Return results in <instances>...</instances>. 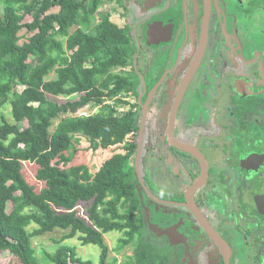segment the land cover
Wrapping results in <instances>:
<instances>
[{"label":"flooded vegetation","instance_id":"1","mask_svg":"<svg viewBox=\"0 0 264 264\" xmlns=\"http://www.w3.org/2000/svg\"><path fill=\"white\" fill-rule=\"evenodd\" d=\"M109 1L141 119L149 98L148 238L167 264H264V0Z\"/></svg>","mask_w":264,"mask_h":264},{"label":"trees","instance_id":"2","mask_svg":"<svg viewBox=\"0 0 264 264\" xmlns=\"http://www.w3.org/2000/svg\"><path fill=\"white\" fill-rule=\"evenodd\" d=\"M103 2L0 0V108L9 106L11 116L0 117V252L18 264H41L32 238L55 228L69 231L55 252H44L53 264H92L62 244L77 234L82 244L98 245L100 264H108L104 234L122 232L126 245L145 228L134 168L141 114L128 100L138 82L125 70L135 48L128 30L99 10ZM129 103L118 112L116 105ZM88 105L98 110L84 113ZM81 137L94 149L116 150L95 171L70 164ZM26 162L36 165L39 189L24 175ZM140 239L131 264L167 263L148 237Z\"/></svg>","mask_w":264,"mask_h":264},{"label":"rangeland","instance_id":"3","mask_svg":"<svg viewBox=\"0 0 264 264\" xmlns=\"http://www.w3.org/2000/svg\"><path fill=\"white\" fill-rule=\"evenodd\" d=\"M132 3V0H125L126 7H130ZM107 4H112V2H108V0H104L103 4L100 6V11H106L105 8H107ZM54 11L58 10V7L53 8ZM0 13H2V6L0 4ZM112 18L110 19L112 22L115 21L117 24L122 25L123 18H119L117 16V13H113ZM115 16V17H114ZM121 17V16H120ZM30 16H27L25 20H30ZM129 33V32H128ZM20 35L22 38L20 39V43L25 41L28 33L26 29H22L20 31ZM130 68V67H127ZM50 77H54V72L50 74ZM52 99H56L58 101H63V98H54L50 96ZM132 102L136 101V97H128ZM131 103V102H130ZM129 105H116L118 108V112L122 113L126 110H128L131 106ZM114 104V103H113ZM98 110V106L95 105H88L83 109L84 113H93ZM1 115H4L8 120H11L10 116V108L9 106H4L0 108V117ZM57 123V120H54V125ZM24 126L26 125V122L24 120L23 122ZM52 127V128H53ZM128 137V136H127ZM116 150L115 147H109L107 149L105 148H97L94 149L92 145L90 144V141L86 137H81L79 141L74 142V148L72 151V160L70 164H86L89 166V168L92 171H95L99 165L104 161V159L110 155L112 152ZM24 175L28 182L31 184H34L35 186L42 187V183H40L36 179V165L30 162H26L24 164L23 169ZM79 213L83 215L84 213V207L80 206L78 207ZM143 216L145 217V228L142 229L141 234L137 235L134 239V241L130 244H122L120 242L121 238H123V233L119 231H111L106 234H104V240L105 243L108 245L109 252L108 257L106 259V263L108 264H131L134 262L133 258V250L135 245L137 244V241L141 242V235L142 237H148L150 234V225L149 223V216L150 211L145 212L143 208ZM36 227L34 223H31L28 227V229H32ZM69 230H63L61 228H55L52 231H48L42 235L34 236L32 238V245L36 249V254L39 257L41 264H53L51 262H48L44 260V252L53 253L56 251V249L59 247L58 244L55 243L56 240H59L64 234H66ZM78 234L72 238L65 239L62 241V244L68 245V246H74L76 248L77 256L80 257L82 260H89L92 264H100V254H101V248L98 245L95 244H82L81 241L78 239ZM149 241H152L149 239ZM154 245V244H153ZM154 253L157 256H160L162 254L163 256H166L167 251L165 248H157L154 245ZM167 261V259L165 258ZM0 264H18V259L12 255L10 252H0ZM167 264V263H166Z\"/></svg>","mask_w":264,"mask_h":264},{"label":"water","instance_id":"4","mask_svg":"<svg viewBox=\"0 0 264 264\" xmlns=\"http://www.w3.org/2000/svg\"><path fill=\"white\" fill-rule=\"evenodd\" d=\"M151 26L152 25H150V29H151ZM148 104H149V98L143 104V113H142L141 126H140V131H139L138 150H137V154H136V157H135V163H134L135 173L137 175V178H138L139 182H142V179L140 177V161H141V157L140 156H141V148H142V145H143V129H144V123H145V119H146V115H147ZM138 191H139V194H140V197H141L142 207L145 208V212L147 213V212H149V207H147L143 203V196H142L141 190L139 189ZM144 220H145V217H144ZM145 222H146V220H145ZM148 224L150 225L149 227L151 229L152 225H151L150 220H149Z\"/></svg>","mask_w":264,"mask_h":264},{"label":"crops","instance_id":"5","mask_svg":"<svg viewBox=\"0 0 264 264\" xmlns=\"http://www.w3.org/2000/svg\"><path fill=\"white\" fill-rule=\"evenodd\" d=\"M112 18V17H111ZM114 23H116L117 24V22H115V21H113ZM117 25H119V24H117ZM147 207H149L148 206V204H146V203H144ZM144 211H145V208H144ZM150 211V210H149Z\"/></svg>","mask_w":264,"mask_h":264},{"label":"built area","instance_id":"6","mask_svg":"<svg viewBox=\"0 0 264 264\" xmlns=\"http://www.w3.org/2000/svg\"><path fill=\"white\" fill-rule=\"evenodd\" d=\"M131 97H134V96H131ZM128 100L133 104V103H136V101L135 102H132L129 98H128Z\"/></svg>","mask_w":264,"mask_h":264}]
</instances>
